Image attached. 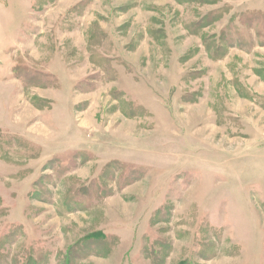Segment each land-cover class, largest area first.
Segmentation results:
<instances>
[{
	"label": "rangeland",
	"instance_id": "374dc122",
	"mask_svg": "<svg viewBox=\"0 0 264 264\" xmlns=\"http://www.w3.org/2000/svg\"><path fill=\"white\" fill-rule=\"evenodd\" d=\"M0 264H264V0H0Z\"/></svg>",
	"mask_w": 264,
	"mask_h": 264
}]
</instances>
